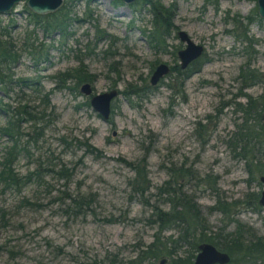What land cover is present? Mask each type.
Segmentation results:
<instances>
[{
	"label": "rangeland",
	"instance_id": "obj_1",
	"mask_svg": "<svg viewBox=\"0 0 264 264\" xmlns=\"http://www.w3.org/2000/svg\"><path fill=\"white\" fill-rule=\"evenodd\" d=\"M157 1L173 15L174 28L165 39L159 28L155 33L151 6L143 0H64L47 14H58L65 6L62 13L70 20L64 37L34 26L25 0L0 13V38L18 54L10 83L0 88V127L22 102L44 113L42 122L20 119L17 124L20 153L14 169L22 183H0V264H121L135 258L158 231L154 206L170 208L156 187L179 169L189 175L179 177L174 188L195 198L207 234L234 229L235 223L222 220L223 214L212 207L218 199L237 201L234 217L251 233L244 237L264 241V207L250 195H260L264 187L259 181L263 174L255 170L257 160L264 163L263 147L251 159L243 150L245 142L233 139L243 116L236 103L246 102L240 93L264 92V18L258 15L257 0ZM244 29L257 40L251 67L261 80L241 90L238 74L250 52L241 37ZM179 30L203 45V53L186 68L185 79L170 68L151 85L156 65L179 66L177 51L185 47ZM154 33L159 46L153 43ZM25 43H33L34 54L43 57L33 58ZM77 56L93 75V94L119 91L107 120L80 92L82 83L70 79L57 84L54 78L76 68ZM35 82L42 93L50 92L48 106L29 86ZM136 87L140 94H128ZM198 122L206 127L205 143L196 135ZM1 132L0 162L10 145ZM145 153L151 186L140 195L132 184L135 172L125 161L139 162ZM206 175L216 181L212 187L199 180ZM178 234L168 228L160 241ZM166 247H172L174 258L186 255V246ZM163 257L143 264H159Z\"/></svg>",
	"mask_w": 264,
	"mask_h": 264
},
{
	"label": "trees",
	"instance_id": "obj_2",
	"mask_svg": "<svg viewBox=\"0 0 264 264\" xmlns=\"http://www.w3.org/2000/svg\"><path fill=\"white\" fill-rule=\"evenodd\" d=\"M143 2L144 4H149L151 6L155 33L157 34L159 28L161 31L159 33V35L161 34L160 37L166 38L169 31L174 28L171 21L173 15L170 7L166 8L165 6H162L157 0H143ZM64 8L65 6L57 12L58 14L47 15L46 17L34 14L31 11H28V14L34 26L41 27L45 31H58L59 34L64 37V34H66L65 36L68 35L65 30L68 26V21L70 20L67 14L62 13ZM247 23H250V20H248ZM235 24L241 25L242 21L237 19L235 20ZM155 33L152 36V40L156 46H159V44L162 43L159 36L155 35ZM246 33L247 30L244 29L241 37L243 42L247 43L245 49H249L250 52L249 54L247 53L248 58L246 63L241 65L238 74V79L241 83V90L249 88L251 85L261 80L258 70L251 67V61H253L256 55V52L254 50L251 51V48L253 43L257 40H254V37H249ZM25 46L27 51L32 54L33 58L36 60L43 57L42 53H39L38 55L34 54L36 46L33 45V43H25ZM107 51L108 50L105 51L106 55ZM77 58L78 66L76 68L55 75L54 78L58 80L57 84H65V82L70 79H74L77 84L83 82L90 83L93 81V75L87 72L83 58H79L78 56ZM17 60L18 54L16 52H10V48L7 49V41L0 38V88L10 83V68L12 64L17 62ZM171 72H175L177 77L182 79H185L188 76V71L181 70L177 65L171 67ZM181 84L180 81V85ZM29 86L34 87L33 90L39 98V102L48 106L50 92L45 94L42 93V87L39 82L29 84ZM170 88H172V86ZM138 89L139 88L136 87L128 92V94H140V90ZM240 94L246 96V102L244 104L240 102L236 103L238 109L243 113V116L242 124L237 126V131L235 132L233 139L235 138L237 142L243 140L245 142L243 150L247 155H250L251 159H255V155L260 151V148L263 147L262 149L264 152V92L257 96L248 95L247 93ZM42 111L43 110L38 109L35 112L26 102H22L19 107L11 110V115L8 118L7 124L2 128L0 127V131H2L1 133L5 134L10 142L9 146L4 147L5 151L2 156V161L0 162V183H2L4 187H17L22 183V178L19 177L16 169H14L15 162L20 153V150H18L19 131L17 124L20 119L34 124L42 122L44 118V113ZM51 112L53 111L51 110ZM195 130L196 135L201 139L202 143H205L206 139H203L204 133H202V130H206L205 125L198 122ZM146 156L147 153L143 155L139 162L135 163L125 161V163L132 167L135 172L132 184L135 193L140 195H143L144 192L148 191L151 186L150 181L147 178L145 163ZM142 162L144 164H142ZM255 170L264 174V163L262 164L261 160L256 161ZM177 171L171 170V179L166 180L162 186L160 185L156 187L158 192L165 196L164 200L170 204V208L168 210H162L157 206H154L158 231L155 233L153 241L145 246L144 249L138 250L135 258L126 260L121 264H143L145 260L151 258L157 259L162 256L170 257L169 262L167 260L166 264H193L196 253L198 252V245L204 242L212 243L218 249L227 252L230 255V262L228 264H264L263 239L255 238L253 235L245 238L244 233L251 234L250 230L244 229L239 220L234 217L235 213L233 212V209L240 202L237 204V201L218 199L216 204L212 207L213 210L222 213V220L228 221L229 223L234 222L235 226L232 231H226L225 227L221 228L218 231L219 233L215 236L207 234V222L201 215L200 206L195 198H188L186 192L179 191L182 189L181 187H178V190L174 188L177 179L179 177L184 178L186 175H189V172H186L185 169H179ZM248 171L250 174L252 173L250 166H248ZM213 179L214 178L206 175L199 180L206 181L212 187L216 182ZM250 195L252 201H258L259 193H250ZM258 205L255 204L254 208L260 210ZM168 228L178 230L179 234L174 239L172 237L166 238L164 243H162L160 241L161 232ZM168 243L172 246H186V255L177 258L172 257L173 249L172 247L170 249L166 247V244Z\"/></svg>",
	"mask_w": 264,
	"mask_h": 264
},
{
	"label": "water",
	"instance_id": "obj_3",
	"mask_svg": "<svg viewBox=\"0 0 264 264\" xmlns=\"http://www.w3.org/2000/svg\"><path fill=\"white\" fill-rule=\"evenodd\" d=\"M23 0H0V13H5L12 9L14 5ZM64 0H25L26 7L29 11L37 15H47L56 12L62 7ZM127 4L133 3L135 0H121ZM258 15L264 18V0H257ZM177 36L181 42L185 43V47L177 51L179 59V67L186 69L190 63L198 59L203 53L204 47L197 44L183 30L177 32ZM170 71V67L166 63H159L153 70L150 76V84L156 85ZM80 92L85 96H90V105L94 111L103 119L107 120L111 114V105L119 94L117 88H112L102 93L93 94L91 83L84 82L80 86ZM259 181L264 185V174L259 176ZM258 204L264 207V187L260 192ZM230 255L218 249L215 245L209 242H204L198 245V252L194 258L193 264H228ZM167 258H162L159 264H166Z\"/></svg>",
	"mask_w": 264,
	"mask_h": 264
},
{
	"label": "flooded vegetation",
	"instance_id": "obj_4",
	"mask_svg": "<svg viewBox=\"0 0 264 264\" xmlns=\"http://www.w3.org/2000/svg\"><path fill=\"white\" fill-rule=\"evenodd\" d=\"M179 50H180V49H179ZM190 64H191V63H190ZM190 64H189V65H190ZM156 66H157V65H156ZM168 66H169V65H168ZM169 67H170V66H169ZM170 68H171V67H170ZM179 68H180V67H179ZM186 68H187V67H186ZM154 69H155V68H154ZM180 69H181V68H180ZM181 70H184V69H181ZM185 70H186V69H185Z\"/></svg>",
	"mask_w": 264,
	"mask_h": 264
}]
</instances>
